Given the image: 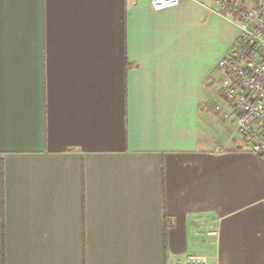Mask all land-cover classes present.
<instances>
[{"label": "crops", "instance_id": "1", "mask_svg": "<svg viewBox=\"0 0 264 264\" xmlns=\"http://www.w3.org/2000/svg\"><path fill=\"white\" fill-rule=\"evenodd\" d=\"M222 11L0 0V264H264V156L222 114L240 32Z\"/></svg>", "mask_w": 264, "mask_h": 264}, {"label": "built area", "instance_id": "2", "mask_svg": "<svg viewBox=\"0 0 264 264\" xmlns=\"http://www.w3.org/2000/svg\"><path fill=\"white\" fill-rule=\"evenodd\" d=\"M182 0H151L155 11L176 7ZM222 10L231 9L240 32L218 62L223 76L220 92L237 134L250 150L264 156V0H218ZM182 264H209L206 254H188Z\"/></svg>", "mask_w": 264, "mask_h": 264}, {"label": "trees", "instance_id": "3", "mask_svg": "<svg viewBox=\"0 0 264 264\" xmlns=\"http://www.w3.org/2000/svg\"><path fill=\"white\" fill-rule=\"evenodd\" d=\"M222 13H223L224 15H226V10L222 11Z\"/></svg>", "mask_w": 264, "mask_h": 264}]
</instances>
